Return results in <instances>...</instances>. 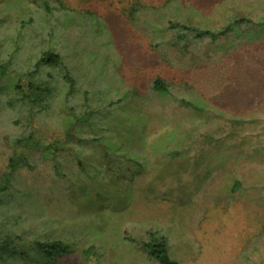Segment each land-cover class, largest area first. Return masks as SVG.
Returning <instances> with one entry per match:
<instances>
[{
    "label": "rangeland",
    "instance_id": "rangeland-1",
    "mask_svg": "<svg viewBox=\"0 0 264 264\" xmlns=\"http://www.w3.org/2000/svg\"><path fill=\"white\" fill-rule=\"evenodd\" d=\"M39 1L0 0V58L11 62L0 78V175L12 155L10 140L29 132L18 114L21 107L9 104H18L12 88L17 74L49 48L78 66L81 75L92 68L103 102L119 101L111 118H123L130 136L145 138L146 145L138 147L144 175L135 191L145 198L132 210L115 211L120 197L111 193L115 182L122 179L121 187L126 178L123 155H110L112 168L92 155L93 166L102 171L67 182L52 177L49 155L34 151L11 171V187L0 194V244L11 239L27 254L13 255L9 246L0 250V264H42L34 242L64 238L77 242L76 249L58 255L53 264H156L139 246L151 228L165 235L179 264H264V203L249 199L259 197L257 182L264 180V35L250 40L260 33L258 27L240 24L239 33L190 41L180 52L172 43L175 35L166 30L169 22L199 17L208 19L204 25L222 29L231 16L264 14V0H47L50 9ZM156 42L160 49L153 47ZM156 78L168 83L169 94L151 91ZM181 98L195 108L179 106ZM62 106L57 103L56 113ZM51 114L43 109L33 119L45 136L54 133ZM232 117L240 118L242 127H230L225 119ZM254 120L260 121L262 135L251 138L259 134L248 123ZM222 127L242 140L230 146V154L222 149L217 131ZM206 128L220 144L204 165L199 148ZM122 138L123 152H132ZM237 139L233 136V142ZM168 150L178 156L168 157ZM233 176L245 181L243 192L227 190ZM82 184L88 188L80 191ZM123 230L135 238L132 244L116 240ZM101 238L106 259H83L79 250L86 241Z\"/></svg>",
    "mask_w": 264,
    "mask_h": 264
},
{
    "label": "trees",
    "instance_id": "trees-1",
    "mask_svg": "<svg viewBox=\"0 0 264 264\" xmlns=\"http://www.w3.org/2000/svg\"><path fill=\"white\" fill-rule=\"evenodd\" d=\"M40 3L43 7L50 9L47 0H41ZM33 20L29 19V22ZM207 20V18L199 17L192 20L184 19L178 22L167 23L166 30L175 35L173 40L180 41L176 44L172 40V43L175 44L174 46H177L178 51L186 50L190 41L197 42L204 38L214 40L221 35L230 34L232 31L239 33L240 24L252 23L258 27L260 33L250 35V40L259 39L264 35V14L255 18L244 15L237 18L231 16V18L226 19L223 23L222 29L218 27L214 28L208 24L204 25V22ZM153 47L160 49L161 45L156 42ZM45 49L41 51L35 62L29 65L30 68L24 70L21 75L17 74V80L12 87L14 88L13 95L15 98L13 99L18 104H9L12 108L18 107L20 109L21 107L18 114L23 117L27 127H29V132L26 135H16L10 140L12 155L7 159L6 171L0 175V194L11 187V171L21 163L26 164L27 156L34 151L45 152L49 155V170L52 177L67 182H74L80 179L85 180L102 171L103 167L93 166L92 155L97 154L101 158V164L107 163L104 168H112L114 165L109 164L110 155L114 159L123 155L127 162L124 163L125 172L123 173V170H121V173L123 174L122 178H126L121 187L118 183L122 179L115 182L116 189H113L111 195L112 197H120L118 198L119 201H117V207L114 208L116 212H120L127 207L129 210H132L135 204L143 202L145 198L143 196L137 197L135 194L136 188L142 183L141 180L144 175L145 159L143 160L142 157L138 156L140 154L138 147L142 148L143 145H146L145 138L139 136L138 133H136L135 137L130 136L131 126L124 124L123 118H111L112 113L116 112L114 105L119 101L103 102L101 95L104 90L101 87L94 86L99 80L91 73L92 68H86V73L81 75L78 66L70 65L68 62L63 61V56L59 52L51 51L49 48ZM14 55L15 52L13 51H10L8 54L9 57H14ZM78 59L81 60V56ZM10 64V61L0 58V78L8 74ZM88 74H92V76H87ZM56 88H58L57 92L54 91ZM150 89L159 94L170 93L168 83L161 78L154 79L150 84ZM178 101L179 106L183 108H195L187 99L181 98ZM57 103H61L63 106L56 113L55 106ZM43 109H48L52 113L50 115V124H52L54 133L48 136L43 135L39 127L32 125L33 119ZM218 116H222V123H224V115L218 114ZM225 121L230 122L228 124L230 127L237 125L242 127L243 121L240 118L232 117L225 119ZM248 123H250L252 130L256 127V130L253 131L257 132L260 121L254 120ZM208 130L206 128V134L203 135L204 146L199 148V151L201 150L199 157L204 165L211 162L213 151L215 152V148L220 144V137H213L212 133ZM218 130L222 133V149L228 151V154L231 153L229 150L232 144L242 143V140L239 141L237 135L230 133L227 127H222ZM258 132L259 134L255 133L250 137H260L262 130L259 129ZM105 134L109 138H105ZM123 135L125 136V144L128 145L126 147L132 152H123ZM233 136L237 139L235 142H233ZM226 139L228 140L226 141ZM231 140L232 142L229 144ZM212 141L217 142L216 145L210 147V149H205V146L212 143ZM260 145L264 147V143ZM167 155L168 157H176L178 156V152L168 150ZM256 155L262 156L263 154L257 152ZM236 158L238 159L239 155ZM248 159L247 161H251L252 157ZM196 164L198 165V163ZM239 178L234 176L229 178L227 183V190L229 192L244 191L245 181ZM257 184V192L261 194L259 197H249V199H257L264 203V180L257 182ZM87 188L88 185L82 184L79 190L83 191ZM98 210L101 211V208ZM101 236L106 239L111 238L110 233H103ZM143 236L139 240V246L153 262L156 264H179L170 256L164 234L151 228ZM103 238L99 240L88 239L86 241L89 244L79 250L83 259L87 261V258H90L91 255L96 256L98 263H100L101 258L106 259L105 254L101 251L103 249L102 244L106 240ZM117 238L118 242L126 244H132L135 241V238L128 230H123ZM12 241L11 239L1 241L0 250L6 251L9 246H13ZM69 242L68 238L48 242H34V251L42 257V264H53L58 255L75 251L76 247L74 246H77L78 243ZM11 250V254L13 255L27 254V252H23L14 246L13 249L11 247ZM97 251L101 252L98 253Z\"/></svg>",
    "mask_w": 264,
    "mask_h": 264
}]
</instances>
